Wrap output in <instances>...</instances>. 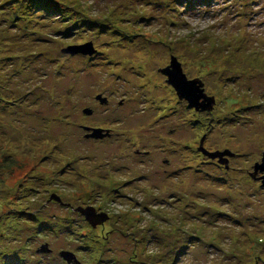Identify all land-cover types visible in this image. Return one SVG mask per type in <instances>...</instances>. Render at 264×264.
I'll return each instance as SVG.
<instances>
[{"label":"rangeland","instance_id":"1","mask_svg":"<svg viewBox=\"0 0 264 264\" xmlns=\"http://www.w3.org/2000/svg\"><path fill=\"white\" fill-rule=\"evenodd\" d=\"M263 157L264 0H0V264H264Z\"/></svg>","mask_w":264,"mask_h":264},{"label":"water","instance_id":"2","mask_svg":"<svg viewBox=\"0 0 264 264\" xmlns=\"http://www.w3.org/2000/svg\"><path fill=\"white\" fill-rule=\"evenodd\" d=\"M67 53L70 54H83L85 56H93L96 51L93 48L92 44H87L85 46H82L80 48H75L74 50L67 51ZM162 73L168 77V84L171 85L177 92L179 98L181 100H186L189 103L190 108H195L197 111H209L211 112L213 110V107L215 105V99L209 98L207 95L203 93V84L200 80L188 81L186 76L183 74L181 66L178 64L177 60L173 59L172 64L167 69L163 70ZM97 100L102 104L105 105L108 102V99L99 96ZM92 111H86V115H92ZM93 138L103 139L105 138L102 136V133L100 131L95 132L92 136ZM87 138H91L90 136H87ZM200 151L206 155L211 160H217L219 159V164L224 166H229V160H224L225 157H233V155L226 151L224 153L216 152V153H208L203 148V142L201 143ZM264 172V157H263V164L262 166L258 165L255 168V172L251 174V177L254 180H261L258 179L257 176L259 173ZM263 179V187H264V177ZM56 201H58L56 198H54ZM79 212L83 215V217L86 219L90 225L95 227L99 223H103L109 220V215L107 214H98L93 208L91 209H80ZM71 256V255H70ZM68 255L66 258H70ZM69 261V260H68Z\"/></svg>","mask_w":264,"mask_h":264},{"label":"flooded vegetation","instance_id":"3","mask_svg":"<svg viewBox=\"0 0 264 264\" xmlns=\"http://www.w3.org/2000/svg\"><path fill=\"white\" fill-rule=\"evenodd\" d=\"M178 98H179V97H178ZM179 99H180V98H179ZM180 101L184 102V101H186V100H181V99H180ZM104 140H105V139H104ZM136 153H137V155H139V156L141 155L140 152H136ZM209 160H210V159H209ZM213 161H215V160H213ZM218 165H219V164H218ZM229 165H230V164H229ZM220 166H222V165L220 164ZM225 167H226V166H225ZM227 168L229 169V166L226 167V169H227ZM259 176L261 177V175H259Z\"/></svg>","mask_w":264,"mask_h":264}]
</instances>
